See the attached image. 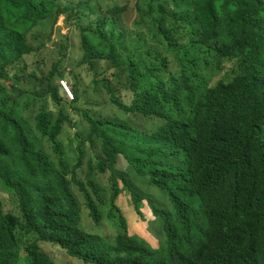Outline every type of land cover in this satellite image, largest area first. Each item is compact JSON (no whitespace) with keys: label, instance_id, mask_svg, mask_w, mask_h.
<instances>
[{"label":"trees","instance_id":"trees-1","mask_svg":"<svg viewBox=\"0 0 264 264\" xmlns=\"http://www.w3.org/2000/svg\"><path fill=\"white\" fill-rule=\"evenodd\" d=\"M61 15L79 31L83 56L78 66L86 67L90 76L71 73L76 100L67 104L90 122L79 133L77 145L65 126L76 124L63 111L54 115L48 106L40 111L35 117L40 138L25 136L29 119L21 114L20 81L28 88L30 81H48L47 100L63 103L60 86L49 81L65 78L69 40L66 37L61 49L51 54L47 45ZM28 40L38 44V54ZM0 50L17 51L10 65L0 66V192L5 194V207L38 204L56 190L52 183L57 190L63 188L67 179L62 170L69 158L102 166L109 186L103 191L113 195V203L128 189L117 182L118 155L148 187L161 191L152 196L134 190L139 207L146 200H162L167 190L171 200L211 186L214 196L259 197L251 188L257 177L264 187V171L241 165L236 147L248 126L244 124L259 119L264 106V101L259 106L264 92V0H0ZM28 54L48 61L50 69L27 72ZM111 80H164L139 91L135 105L145 114L170 118L179 113L183 100L188 102L191 109L179 132L128 142L136 137L79 110L80 81ZM203 81L218 84L209 88ZM38 141L42 143L37 147ZM211 225V246L237 243L212 250L183 230L171 236L160 257L148 255L147 263L254 264L248 260V244L256 231L246 215L228 230L216 208ZM257 235L264 239V232ZM106 261L116 262L111 254Z\"/></svg>","mask_w":264,"mask_h":264},{"label":"clouds","instance_id":"clouds-1","mask_svg":"<svg viewBox=\"0 0 264 264\" xmlns=\"http://www.w3.org/2000/svg\"><path fill=\"white\" fill-rule=\"evenodd\" d=\"M55 31L54 28V33ZM28 42L34 48L33 53L38 54V44L32 40ZM56 45L48 46L50 54L59 50L52 49ZM34 54L25 55L28 56L27 72L41 73L49 70V62L33 57ZM16 56L17 51L0 50V66L10 65ZM163 81H80L76 88L81 92L78 108L139 139L127 138L128 142H144L142 138L145 137H172L179 132L185 114L191 109L188 102L183 100L179 113L170 118L145 114L135 105L139 91L156 87L158 82ZM49 82L60 86L63 103L57 105L51 99L47 100L48 81H30L29 88L21 81L22 84L18 85L22 90L21 114L29 119L25 136L40 138L35 117L48 106L52 114L59 115L63 111L65 116L73 119L75 127L65 126L69 139L77 145L79 133L87 129L90 122L67 104L76 100L72 90L75 81L70 87L65 75L63 79ZM203 84L214 88L218 82L203 81ZM263 101L264 92L259 106ZM259 111V119L253 117L244 124L248 126L245 127L236 150L241 165H245L249 171L261 172L264 171V106ZM49 117L55 123V117L48 115ZM225 124L223 121L222 129ZM41 143L42 141H38L37 147ZM86 146L90 150L89 143ZM120 161L125 163L126 171L118 169ZM114 171L118 174L119 186L125 185L128 189L120 191L113 203V195L105 196L103 191L104 188L108 190L109 186L102 166L95 165L94 161L78 164L71 158L62 170L67 179L66 184L57 190L56 184L52 183L50 187L56 190L43 196L36 205L24 203L19 208L5 207V194L0 192V264H149L145 258L148 255L160 257L171 236L183 230L196 236L203 246L212 250H217L222 245L236 244V241H219L211 246V212L216 208L224 215L228 230L233 229L245 215L249 218L255 227L256 237L249 241L248 260L254 264H259L255 260L264 262V239L257 235L258 232H264V187L259 186L260 177L255 178L251 188L258 198L253 195L247 200L224 194L214 196L211 194V186L196 189L189 194H180L171 200L167 196V190L162 200L155 199L153 204L146 200L139 207L134 190L141 189L152 196L160 195L161 191L148 187L146 180L140 179L121 155H118L114 164ZM208 210L207 215H202ZM110 254L116 262L106 261Z\"/></svg>","mask_w":264,"mask_h":264},{"label":"rangeland","instance_id":"rangeland-1","mask_svg":"<svg viewBox=\"0 0 264 264\" xmlns=\"http://www.w3.org/2000/svg\"><path fill=\"white\" fill-rule=\"evenodd\" d=\"M55 29L56 31L53 34V37H52L53 39L48 42V46L54 47L55 44H57L56 48H52V49L54 50L60 49L61 43L64 41L66 37H68L70 48L67 51L68 67L66 71V78H67V81L69 82L70 87L73 81H75L73 75H71V73L73 72L79 73L85 79H90V76L87 73V68L86 67L79 68L78 66V63L83 56V52L80 49V34H79L78 29L75 26L67 25L64 20L63 15L60 16L58 23L55 26ZM56 56L57 55L55 54L53 57H56ZM101 67L103 68L102 65ZM116 81L118 82L119 80H116ZM50 108L51 109L54 108L52 104H50ZM118 169L122 171H126L125 163H121L120 161V163L118 164Z\"/></svg>","mask_w":264,"mask_h":264}]
</instances>
